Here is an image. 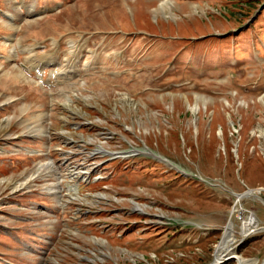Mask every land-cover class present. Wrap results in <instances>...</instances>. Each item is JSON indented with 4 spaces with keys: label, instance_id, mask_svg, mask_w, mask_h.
<instances>
[{
    "label": "rangeland",
    "instance_id": "obj_1",
    "mask_svg": "<svg viewBox=\"0 0 264 264\" xmlns=\"http://www.w3.org/2000/svg\"><path fill=\"white\" fill-rule=\"evenodd\" d=\"M257 188L264 0H0V264H262Z\"/></svg>",
    "mask_w": 264,
    "mask_h": 264
},
{
    "label": "bare ground",
    "instance_id": "obj_2",
    "mask_svg": "<svg viewBox=\"0 0 264 264\" xmlns=\"http://www.w3.org/2000/svg\"><path fill=\"white\" fill-rule=\"evenodd\" d=\"M40 68H42V67H37L36 68V70L38 71V74L41 73ZM24 78L27 80L26 77H24ZM194 112L195 113L197 112V105L194 106ZM43 131L46 132L45 130H43ZM97 151L99 153H106V150L102 149L101 147L97 148ZM146 152H151V151L147 150ZM109 153H111V155H113L114 157L117 156V155H120L121 157L125 158L127 156L126 154H123L122 152L120 153V152H117V151L116 152H109ZM59 184H60V180H58V184L56 185L58 188L60 187ZM52 187L53 188L52 189L49 188V190H51L53 192L54 186H52ZM76 188H77L76 185H74L73 187H70V189H72V190H75ZM61 190H62V188L60 187V190H58V191L61 192ZM256 190L254 189L252 191H256ZM54 193H56V192H54ZM58 196H59V194H58ZM133 202H135V201H133ZM135 207H136L137 210H142L138 204H136ZM236 209H238V211L240 213L239 214L240 215L239 218L241 219V225H240L241 232L240 233H241V235L243 237H246L250 233H253V232H256V231L260 230L261 227L258 226V220L256 219V217H255V215L253 213H249L247 215H244L242 210H240L241 208L239 209L237 206H234L232 211H234ZM230 220L234 221L232 218H230L228 220V222ZM234 239H235L234 230H233V227L231 226V224L229 223L228 225L225 226V228L223 230L222 237H221L220 241L218 242V244L216 245L215 258H214L212 264H220V263H222L226 256H233L232 259L235 260L237 264H255L256 263V259L255 258L243 259L244 257H240V255L237 253L236 249L234 247H232V245H231L232 242H234L233 241ZM262 264H264V263H262Z\"/></svg>",
    "mask_w": 264,
    "mask_h": 264
},
{
    "label": "water",
    "instance_id": "obj_3",
    "mask_svg": "<svg viewBox=\"0 0 264 264\" xmlns=\"http://www.w3.org/2000/svg\"><path fill=\"white\" fill-rule=\"evenodd\" d=\"M252 190H254V189H247L246 191H244V192H242V193H233L236 197H237V199H239L240 197H243V196H248V195H253V196H256V197H258L259 199H261V200H263L260 196H257L256 194H254V192H252ZM256 190V189H255ZM260 190H264V188H257V192H260ZM133 202V201H132ZM134 203V205H136L137 203L136 202H133ZM262 229H264V227H262ZM233 247V246H232ZM235 248V247H234ZM232 257L233 256H226L225 258H224V260H223V262L222 263H224V262H227V261H229V260H232ZM212 264V263H211Z\"/></svg>",
    "mask_w": 264,
    "mask_h": 264
}]
</instances>
